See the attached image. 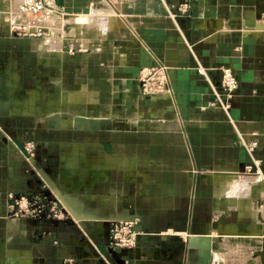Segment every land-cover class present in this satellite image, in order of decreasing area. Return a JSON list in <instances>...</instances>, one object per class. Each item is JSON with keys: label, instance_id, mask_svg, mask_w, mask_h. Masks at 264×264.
<instances>
[{"label": "crops", "instance_id": "0c3cea01", "mask_svg": "<svg viewBox=\"0 0 264 264\" xmlns=\"http://www.w3.org/2000/svg\"><path fill=\"white\" fill-rule=\"evenodd\" d=\"M50 2L64 24L49 37L0 19V264H126L109 229L133 219L127 264H264V0ZM156 64L172 93L143 97ZM223 68L239 82L228 113L205 108ZM242 141L263 176L244 173ZM9 191L69 216L11 219Z\"/></svg>", "mask_w": 264, "mask_h": 264}, {"label": "built area", "instance_id": "2783aa9c", "mask_svg": "<svg viewBox=\"0 0 264 264\" xmlns=\"http://www.w3.org/2000/svg\"><path fill=\"white\" fill-rule=\"evenodd\" d=\"M2 1L5 2L0 7V19L16 36H43L49 32L51 23L57 22L64 15L60 9L51 4L50 0ZM179 10L185 11L182 7ZM170 17H174V11L170 12ZM198 72L203 74L204 70L200 67ZM138 81L139 91L143 97L152 98L172 93L169 68L164 64L143 68L139 73ZM238 88L239 82L233 70L223 68L221 83L214 88L213 99L205 108L221 109L228 113ZM242 142L252 157V164L245 167L244 173L263 176L260 162L253 156L258 144ZM24 150L33 157L37 153V146L34 142H27ZM6 205L8 217L11 219L64 220L69 216L67 209L59 200L45 193L9 191L6 194ZM141 234L139 219L114 220L109 229L110 254L127 264Z\"/></svg>", "mask_w": 264, "mask_h": 264}, {"label": "rangeland", "instance_id": "374dc122", "mask_svg": "<svg viewBox=\"0 0 264 264\" xmlns=\"http://www.w3.org/2000/svg\"><path fill=\"white\" fill-rule=\"evenodd\" d=\"M0 3H1V5L4 3L3 1H0ZM63 20V17L60 19V20H58L57 22H55V23H51V25H54V24H56L59 28L61 27V26H63V24H64V22L62 21ZM69 22H71V23H73L74 25V27L76 26L75 24H76V21H75V19H74V22H72L71 20H68L67 21V23H69ZM79 28H78V30H77V32L79 33V31L80 32H82V30H84V27H88L87 25H85V24H82V25H77ZM73 27V28H74ZM76 28V27H75ZM74 28V29H75ZM76 30V29H75ZM75 30H73V31H75ZM85 31H86V29H85ZM72 33V32H71ZM84 33V32H83ZM48 34V32L46 33V36H48L47 35ZM45 35H43V36H40V37H44ZM49 36H51V34L49 33ZM48 36V37H49ZM70 36V35H69Z\"/></svg>", "mask_w": 264, "mask_h": 264}, {"label": "water", "instance_id": "95a60500", "mask_svg": "<svg viewBox=\"0 0 264 264\" xmlns=\"http://www.w3.org/2000/svg\"><path fill=\"white\" fill-rule=\"evenodd\" d=\"M80 123H84V121L83 120H78Z\"/></svg>", "mask_w": 264, "mask_h": 264}]
</instances>
